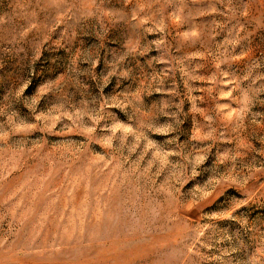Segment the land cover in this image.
Segmentation results:
<instances>
[{"label": "rangeland", "instance_id": "1", "mask_svg": "<svg viewBox=\"0 0 264 264\" xmlns=\"http://www.w3.org/2000/svg\"><path fill=\"white\" fill-rule=\"evenodd\" d=\"M0 264H264V0H0Z\"/></svg>", "mask_w": 264, "mask_h": 264}]
</instances>
